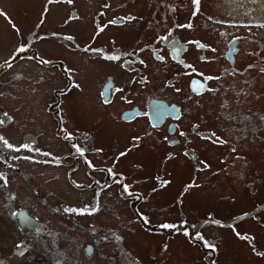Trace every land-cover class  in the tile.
I'll return each mask as SVG.
<instances>
[{
	"label": "flooded vegetation",
	"instance_id": "obj_1",
	"mask_svg": "<svg viewBox=\"0 0 264 264\" xmlns=\"http://www.w3.org/2000/svg\"><path fill=\"white\" fill-rule=\"evenodd\" d=\"M152 1V8L148 5L139 9L142 13L152 12V20L145 33L133 38L139 48L137 62L132 60L134 47H126L118 41H131L134 35L128 38L115 35L120 28L137 23L140 27L147 14L135 16L123 8L125 4L100 0V10L90 8L89 13L83 14L86 7L84 10L79 8L75 0H43L35 27L23 24L24 28L0 5V18L8 27H0V36L8 30L16 38L11 55L2 61L0 77L3 71L9 72L23 61L36 62L45 72L47 67L60 64L66 74L69 70L62 62L49 61L51 57L43 53L57 51L50 49L49 44H60L62 32H68V40H74L72 32L83 31L74 24L82 21L84 25L90 23L83 31L90 32L84 43V55L120 67L119 72L113 69L106 75L101 91L104 110H110L119 128L117 132L115 128L108 129L112 135L107 137L106 146L102 148L95 147L92 136L79 138L76 128L69 129L58 115V106L46 109L50 120L48 126L42 123L30 126L16 119L14 110L0 104V264H157L155 252L147 255L155 250L145 247L146 240L142 236L151 240L160 238L162 249L169 250L171 244L176 248L179 246L183 255L189 250L186 245L192 246L200 252L197 261L201 264H223V252L229 249V242L234 238L246 247L243 253L240 250L233 252L235 261H245L253 256L264 262V247H261L264 244L263 199L255 201L249 210L237 214L230 210L224 218L211 211L202 217L198 214L202 212L199 204L184 202L192 190L208 187L212 181L217 190L231 188L239 197L244 188L253 196L260 194L262 177L259 179L261 174L255 169L259 152L254 148L263 151L261 159L264 162V52L261 44L264 42V0H229L226 8L231 21L226 20L223 25L242 31L230 40L226 33L222 34V24H206L207 17L213 19L209 7H216L215 3L169 0L175 6L168 8L160 0ZM161 6L164 9L160 10ZM57 7L63 11L57 12ZM83 16L92 20L85 21ZM98 18H102L101 26L93 24V19ZM108 34L111 35L106 42ZM254 42L258 44L255 53L260 49L253 70L256 73L248 75L246 86L239 88L245 83L247 72L252 70L245 57L253 55L248 47H254ZM20 48L26 51L21 53ZM156 66L174 71L173 77L162 75L163 81L155 82ZM109 69L104 68V71ZM138 72L144 77L139 79ZM126 76L129 81L123 83ZM11 79L12 84L31 83L34 77L15 71ZM43 81L40 75L36 83ZM142 85H145L143 92ZM158 86L180 94L172 102L154 97L152 94ZM222 100L224 108L220 109L218 103ZM189 101L196 104L197 111L193 110L195 106L191 110L185 109L182 103ZM133 132L138 134L133 135ZM115 134L117 140L110 144ZM52 142L54 147L50 145ZM245 143L255 144V147L242 146L239 152L223 151L227 144ZM145 145H151L159 153L158 160L156 157L143 158L151 168L152 188H159V192H167L168 196L175 188L182 198L175 202L181 203L175 205L178 215H173L165 206L161 211L167 214H160L158 222L141 207L143 195L137 188L139 180L131 171L136 164L140 165V170L147 171L139 162L141 156H136ZM205 145L217 146L218 150L206 151ZM230 149L236 147L230 145ZM215 161V167L221 165L220 168L213 166ZM178 164H181L180 168L176 167ZM45 167L63 170L60 174L76 192L72 195L74 198H58L54 191L43 195L39 187L37 191L36 176L32 172ZM78 172H83L86 179H77ZM55 178L59 180L60 176ZM85 180L86 183H80ZM90 190H96L97 194L88 200L83 195ZM25 191L34 194L32 196L40 203H25L29 201L27 199L17 203V197ZM79 193L83 198L82 207L71 204L78 203ZM126 201L130 205L131 224L142 232L133 237L127 232L129 227L125 226V218L120 214ZM118 206L121 207L119 210ZM193 206L195 216L188 213ZM104 207L120 220L119 226L107 227L106 231L90 227L91 238L81 239L83 245L73 247V233L66 232L63 236L53 230L57 222H65L72 230L76 229L83 219H94L103 214ZM108 222L113 227L115 221ZM166 224L172 227L165 228ZM255 226L261 231H255ZM7 242L11 244L10 248L4 247ZM205 242L214 248L206 246Z\"/></svg>",
	"mask_w": 264,
	"mask_h": 264
},
{
	"label": "rangeland",
	"instance_id": "obj_2",
	"mask_svg": "<svg viewBox=\"0 0 264 264\" xmlns=\"http://www.w3.org/2000/svg\"><path fill=\"white\" fill-rule=\"evenodd\" d=\"M78 2V7L81 9H85L86 11L83 12V14L89 13L90 8L98 9L100 10L102 8L100 0H91L93 4L89 0H75ZM161 2L165 3L166 6L169 8L170 6H175L173 2L169 0H160ZM115 5H123L124 9L129 10L131 13L138 14L140 16L146 15L147 11L144 13L140 12L139 9H143L144 6L148 7L150 4H153L152 0H114ZM209 4H214L216 7L212 8V5L209 7V15L213 16L212 20L210 18H206V24H222V34L226 33L228 39L230 40V37L235 35L236 33H242V31L236 30L232 27H226L223 24L224 22L231 21L228 15L229 9L226 8V4L229 3V0H208ZM34 4V6H33ZM43 4V0H0V5L3 6L16 21L19 22L20 25L27 24L30 27H35V24L38 19V14L41 9V6ZM136 4V6H135ZM150 8H152L150 6ZM212 8V9H211ZM164 9V6L160 7V10ZM62 12L63 9L57 7V12ZM157 12V10H154ZM161 13V11L157 12ZM152 12H148L147 16L143 20V22H140V27L137 24H133L131 26H128L126 28H120L118 29V33L115 35V37L118 34L124 35L125 38L130 37L131 35H134L132 37V40H126L125 43L120 41L118 39L120 44H123L126 47H134V54L132 57V60L137 62V55L139 48H137L135 40L133 41V38L140 35V33H145L147 31V26H150V22L152 20ZM85 17V21H91L87 16ZM156 17V16H155ZM215 17V18H214ZM137 19V18H135ZM123 20V19H122ZM22 22V23H21ZM2 18H0V27L1 29L8 28ZM89 22L84 25V22H78L77 24H74L77 26V28H81L83 31H86L85 27H90ZM93 24L95 26H101L102 24V18L93 19ZM98 28V27H97ZM96 28V29H97ZM81 29L72 32L74 33L72 37L74 40H68L66 37V34L68 32H62V40L60 44H49L50 49L57 50L54 53H46L44 52L43 55L46 57H51L49 61H59L63 63V67H66V70H69L66 74H64V70L61 68L59 64H57L56 67H47L46 72L40 70L39 64L32 61H23L15 65L9 72H2L0 77V104L5 105L6 108L9 110H14V112L17 115L16 119H19L23 123H27L30 126H37L39 123H42L41 125L48 126L50 123L49 118L46 115V109L50 108L54 109L58 106L59 112L58 115L62 117V120L65 121L66 125L69 127V129H75L77 130L78 137L79 138H85L87 136H92L94 138V145L95 147H105L107 140V137H110L112 134L108 132V129L113 130V128L116 129V132L119 130L117 127L116 122L112 119L110 110H104L103 103L101 101V91L105 82V77L107 74H109L110 71L113 69L117 72L120 71V67H114L110 64H104V62L93 59L90 57H86L84 55V43L88 40V34L90 32H83ZM116 31V30H115ZM7 35H11L13 38H9ZM111 34H108L106 36V42H108L109 36ZM207 35L208 32H207ZM224 36V35H223ZM264 36V34H263ZM255 38V37H254ZM13 39V42H10V40ZM210 39H213L210 37ZM16 38L13 36V32L8 31L2 32V35L0 36V67L4 65L2 63L3 59H5L7 56L9 57L11 55V50L14 48ZM263 46V52H264V42L261 43ZM258 44L254 42V47L249 45V49L252 50L253 55H247L245 57V60L250 63L247 66L251 67L252 70H249L247 74L245 75V83L239 86V88H244L246 86V80L248 75H255L256 72H254L255 64L258 62V53L259 48L257 52L255 53L256 47ZM101 57V55H100ZM105 60V59H103ZM137 66V65H136ZM104 68H110L107 71H104ZM157 70L155 74L154 81H163L165 77L172 78L174 75V71L167 70L165 68H161L156 66L155 68ZM15 71H23L25 74H29L34 77V79L31 81V83L21 81L19 83L14 82L12 84L11 74ZM54 72V74H51V72ZM211 71V70H209ZM213 72V71H211ZM141 73H137L138 78H143L144 76ZM42 75L44 78V81L41 83H36L38 76ZM126 75V74H125ZM162 75H164V78H162ZM128 77H124L122 82L127 83ZM157 86V85H155ZM152 88V87H151ZM145 89V85H142V92ZM155 90L157 87L154 88ZM10 93H14L17 96L12 97ZM55 93V94H54ZM69 94V96L66 97V95ZM179 92H175L174 90H170L167 88H162L158 86V89L152 94L154 97H158L161 99L168 100L170 102L174 101V98L179 95ZM224 95V93H221ZM220 97L219 99H221ZM218 99V100H219ZM54 100V102H53ZM224 100L222 102L220 101L218 105L220 104V109H223ZM254 103H256V100L254 99ZM182 105L185 107V109L191 110L193 106L194 111H197L196 104L194 102H184ZM18 110V111H17ZM67 112V114L65 113ZM222 111H218L219 113ZM233 110L230 111L232 113ZM70 121L71 123H69ZM191 124V122H190ZM230 126L231 123H228ZM48 129V127H46ZM129 131V130H127ZM126 131V132H127ZM49 134H51L49 132ZM133 135H137L138 133H132ZM104 139V141H101ZM113 140H110L109 143L112 144L117 140L116 134L112 138ZM48 144V143H47ZM52 147H54V143L52 142L50 144ZM144 145V144H143ZM230 145H234L236 147L235 150L230 149ZM102 146V147H101ZM204 146V145H203ZM242 146H246L247 149H253L255 147V144L251 143H245V144H227L226 147L223 149V151H234L239 152L242 151ZM260 146V145H259ZM210 146L205 145L206 151L210 149V152H216L218 150L217 146ZM124 147H121L123 149ZM259 152V157L257 160H255V163L257 164V167H255L256 170H259L261 176H259V179H261L262 188L260 189V194L258 196H253V194H250L249 190L244 188V191L242 193V197H239V195H236V193L231 189L227 188L222 191L217 190V188L214 187V182H210L211 185L208 187H198L195 190L191 191V194L187 196L184 199V202L186 204H199V207L201 209V213H198L202 217H205L207 213L210 211L212 213H217L218 216H222L224 218L227 216V214L230 212V210H234L232 213H239L242 210H249L248 208H253L256 204L255 201L258 200H264L263 197L264 193L261 195V192L264 191L263 186V180H264V162L261 159V156L263 154V151L261 149L254 148ZM110 152H117V151H110ZM137 157L141 156L142 161H139L141 163V166L145 167V170H140V165L136 164V166L132 167L131 171L133 172V175H135V179L139 180V184L137 185V188L140 190V193L143 195V201L141 204V207L146 209V212L149 211L151 215H153L154 220L158 222L160 220L159 215L160 214H167L165 212H162L161 209L165 206L169 207L171 210V213L175 216L178 215V208L175 207V205L181 204V203H175L178 200L182 199L180 197V194L175 192V188H173L174 192L171 194V196L167 195V192L162 194V192H159L160 189H153L154 184H151L150 182V169L146 162L143 161V158L149 157H156V160L159 158L158 150L151 145H145L141 149L137 151ZM205 157V153L203 154ZM206 156L208 154L206 153ZM214 163V167H215ZM177 168L181 167V164L176 165ZM221 165L216 166L215 168H220ZM63 170H57L49 167L45 168H38L34 170L32 173L35 174L36 180L35 183L40 189V192L42 190V193L44 195H49L50 192L54 191L56 192L59 197H73V194H76V192L73 191V189L68 185L66 179L64 178V175H61L60 172ZM130 171V172H131ZM60 176L59 180L55 178V176ZM77 179H86V176L83 172H78L76 174ZM176 178V177H175ZM86 183L85 182H80ZM259 188H257L258 190ZM28 190V189H26ZM31 191V190H30ZM180 191V190H179ZM32 192V191H31ZM97 194V191L90 190V193L87 191L84 193V197L88 198H94ZM32 193L24 192V195L22 193L19 194V197H17V203H22L24 199H27L29 201L25 203H40L38 198L33 197ZM78 197V203H71L74 204L77 207H82L84 203H81L83 201V198L81 197V194L79 193ZM74 198V197H73ZM77 198V197H76ZM75 200V199H74ZM116 203V202H113ZM171 203V204H170ZM65 204V203H63ZM174 204V206H173ZM129 204L126 201V207H122L120 210V214L125 219L123 220V223L125 226L129 227V230L127 232L131 234V237H133V234H140L142 233L138 229L134 228V226L131 224V220L129 216L130 208ZM105 208V207H104ZM121 207L118 206V210ZM143 209V210H144ZM195 208L194 206L188 211V213L192 216H195L194 212ZM107 209L105 208L104 213L96 216L94 219H83L82 223H78L76 229H71L72 227L69 224L63 223H55V230L59 235H66V232L73 233L71 235L73 239V247H77L80 245H83L82 240L84 238H91V235L89 233V228L92 227L94 230H96V227L98 229L96 231H106L107 227L111 228H117L120 220L115 219L114 216H111V213L107 212ZM110 220H113V227L111 226V223L108 222ZM96 221V224L94 222ZM97 224L99 226H97ZM244 230H247L246 228ZM227 231V230H222ZM255 231L260 232L261 229L257 226H255ZM254 231V232H255ZM82 232V234H80ZM135 232V233H134ZM229 233V231H227ZM79 234V235H78ZM144 234V233H143ZM225 235V234H224ZM144 240H146L145 247L150 249H154L155 251H149L147 252V255L150 253L157 254V264H201L198 263L197 259L200 258L199 255L200 252H198L194 247L187 246V249H189L187 252L181 254L180 247L177 246V243H174L178 248H176L173 244L170 245L169 250L168 249H162L161 246V239L155 238L154 240H151L145 236H142ZM7 239V238H6ZM5 239V240H6ZM4 242V241H3ZM131 243V241H130ZM183 243V242H182ZM226 246V245H225ZM224 246V247H225ZM229 249L225 250L223 252V264H264L262 261L263 259H257L252 256V258H247L244 260H238L235 261L233 259V252L236 250H246L245 246H241L234 238H231L229 242ZM4 247H11V244L9 242L5 243ZM129 247V246H128ZM131 248L138 251L137 247L131 245ZM264 247V244L261 246ZM130 248V249H131ZM175 251H173V250ZM243 253V251H242ZM197 256V257H196Z\"/></svg>",
	"mask_w": 264,
	"mask_h": 264
},
{
	"label": "snow or ice",
	"instance_id": "obj_3",
	"mask_svg": "<svg viewBox=\"0 0 264 264\" xmlns=\"http://www.w3.org/2000/svg\"><path fill=\"white\" fill-rule=\"evenodd\" d=\"M69 2H71V0H69ZM195 2H197L198 3V0H195ZM26 51V49L25 48H20L19 49V52H25ZM164 227L165 228H170V227H172L171 225H164ZM206 243V246H209V247H213L214 248V246L213 245H210V244H208L207 242H205Z\"/></svg>",
	"mask_w": 264,
	"mask_h": 264
},
{
	"label": "trees",
	"instance_id": "obj_4",
	"mask_svg": "<svg viewBox=\"0 0 264 264\" xmlns=\"http://www.w3.org/2000/svg\"><path fill=\"white\" fill-rule=\"evenodd\" d=\"M60 65V64H59Z\"/></svg>",
	"mask_w": 264,
	"mask_h": 264
}]
</instances>
